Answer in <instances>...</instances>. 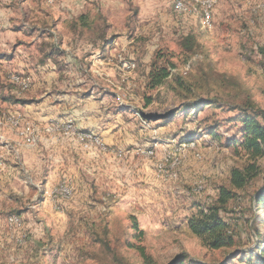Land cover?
Segmentation results:
<instances>
[{"label": "rangeland", "instance_id": "obj_1", "mask_svg": "<svg viewBox=\"0 0 264 264\" xmlns=\"http://www.w3.org/2000/svg\"><path fill=\"white\" fill-rule=\"evenodd\" d=\"M61 1H27L34 9L25 13L26 26L38 25L49 38L37 42L29 58L35 62L53 43L77 55L76 63L86 68L80 79L88 83L80 86V95L88 92L96 98L87 106L99 110L95 122L103 128L78 129L73 121H64L92 135L90 142L80 140L83 146L74 136L59 134L76 139L83 150L78 169L60 181L72 186V195L51 196L67 200L54 202L58 213L44 219L48 226L36 213L31 214L33 231L22 230L21 245L15 239L5 241L0 247V264H141L129 242L143 245L157 264H171L178 257L177 262L184 258L181 254L188 256L183 264H248L239 255L230 259L234 249L203 246L187 227V220L198 208L211 204L219 186H228L231 168L246 162L242 152L236 153L227 140L239 136V125L233 120L237 105L250 101L264 110V0H218L209 28L201 25L199 15L175 13L170 0ZM83 12L94 17L90 27L79 26L80 32L68 30V20ZM186 33L194 34L197 45L193 52L179 56L178 43ZM111 36L113 43L104 46L113 55L106 56L113 61L109 65L102 60L101 45ZM157 52H172L174 66L163 85L149 90L145 88L146 74ZM119 53L134 62V67L123 68ZM89 54L91 69L87 66ZM58 57L60 54L50 60L59 61ZM10 69L8 73L24 76L29 86L20 90L7 76L5 79L18 91H28L31 75ZM178 78L191 84L192 91H180ZM146 96L151 97L147 106ZM196 98L212 99L215 108L203 107L196 121L180 112L167 122L155 118ZM20 121L19 128L27 130L23 135L27 142L32 125ZM209 124L218 126L216 139L197 128ZM47 127L46 133L55 134L46 131ZM97 130L106 131L103 135ZM64 131L70 133L71 127ZM193 132L192 148L180 139ZM181 146L186 150L171 156V149ZM150 147L155 150L151 157L137 151ZM258 163L264 168V159ZM262 185L260 177L236 191L222 212L237 236L236 251L245 257L256 246H263L264 206L253 201L254 190ZM47 208L39 210H50ZM10 215L2 225L9 236L13 228L19 234L23 222L21 218L18 225L8 228ZM130 216L143 230L140 239L134 237Z\"/></svg>", "mask_w": 264, "mask_h": 264}, {"label": "crops", "instance_id": "obj_2", "mask_svg": "<svg viewBox=\"0 0 264 264\" xmlns=\"http://www.w3.org/2000/svg\"><path fill=\"white\" fill-rule=\"evenodd\" d=\"M27 1L0 0V247L4 246L5 241L12 243L13 239L18 244V239L21 238L16 228L10 229V236L2 230L4 218L10 212L18 209V214L23 219L21 231H33L35 221L31 214L36 213L37 219L46 224V219H51L58 213L54 202L67 200L53 199L50 192L54 185L63 178H68L70 171L78 166L76 164L80 161L83 150L75 130L70 133L64 131V125L69 123L64 121H73L78 129L103 128L95 122L99 110L87 106L96 98L88 92L80 95V86L86 81L80 79V72H84L86 68L81 67V62L76 63L77 55L70 54L67 48L57 47L53 43L54 47L51 45L50 50L35 62L29 58L37 47V42L42 41V38H49L43 36V29L38 25L26 26L25 13L34 9ZM51 32L55 34L53 30ZM101 49L104 50V46L101 45ZM111 53L107 49L102 54V60L109 65L113 61L106 56ZM56 54H60V58H57L59 61H51ZM92 55L87 56V66L90 69ZM9 67L31 75L32 85L28 91H18L5 79V76L9 79L14 73H8L12 71ZM87 84L85 82L84 87ZM97 100L100 101V96ZM10 115L18 116L21 125L27 122L34 126V131L27 139L29 144L18 133L19 126L7 121ZM50 122L60 124L54 132L48 131L46 125ZM45 127L46 131L55 134L46 133ZM103 131L100 132L104 135ZM80 132L83 131L79 130V134ZM59 134H70L79 142L76 139L59 137ZM41 206L50 210H39ZM22 236L25 234L22 233Z\"/></svg>", "mask_w": 264, "mask_h": 264}, {"label": "trees", "instance_id": "obj_3", "mask_svg": "<svg viewBox=\"0 0 264 264\" xmlns=\"http://www.w3.org/2000/svg\"><path fill=\"white\" fill-rule=\"evenodd\" d=\"M94 17H90L88 13H80L68 20V30L78 31L77 28L90 27L91 21ZM213 21V20H211ZM73 28V29H72ZM80 29V30H81ZM113 36L104 38L102 46L113 43ZM179 45V56H185L193 52L196 48V38L192 33H186L183 35L178 43ZM54 47V46H53ZM55 49V48H54ZM58 50V49H57ZM172 52L164 53L157 52L154 59L150 62L149 70L146 74L145 88L153 90L163 85L166 79L171 75L170 68L174 66L171 61L173 59ZM177 84L180 87V91H192L193 87L191 84H185L181 79H177ZM151 103V97L145 98V106ZM218 103V101H217ZM215 102L210 98L193 99L183 103L182 106L176 110H169L162 114L159 119H163L164 122L170 121L176 113H183L184 117H189L191 120L196 121L198 113L203 107L215 108ZM235 108L236 112L233 116V120L238 123L239 136L228 138L227 144L232 145L236 153L242 152L246 158V162L242 167H233L229 172L228 186H219L217 196L211 202L210 205L204 208H198L187 220V227L193 235H195L203 246L210 250H223V249H234V256H240L244 262L248 264H264V240L263 246H256L248 256H244L242 252L236 251L238 240L233 229L230 228V224L222 216V212L225 211L226 204L232 200L236 191L243 190L247 186L258 178L261 177L263 185L258 187L253 192V201L257 206H264V168L258 163V160L264 159V110L256 108L250 101L245 104L237 105ZM147 116L145 118H151ZM217 125H207L205 127L198 126L197 128L203 130L205 134L216 139L218 137L216 128ZM195 133L193 132L187 138L184 136L180 141H192L195 139ZM18 209L10 212V214H18ZM9 214V215H10ZM131 228L134 229V237L140 239L143 230L138 228L137 221L134 216H130ZM261 240V237H258ZM258 239V240H259ZM104 246L110 249L108 241H102ZM128 246L133 248L141 259V264H157L153 261L152 257L146 253L145 247L141 244L128 243ZM180 257L183 259L176 258L171 264H183V261L188 260V256L181 254ZM188 264H192L189 262Z\"/></svg>", "mask_w": 264, "mask_h": 264}, {"label": "bare ground", "instance_id": "obj_4", "mask_svg": "<svg viewBox=\"0 0 264 264\" xmlns=\"http://www.w3.org/2000/svg\"><path fill=\"white\" fill-rule=\"evenodd\" d=\"M53 1L54 0H44V2H46L47 4H51V3H53ZM217 1L218 0H170L169 2H170L171 7H172V9H173V11L175 13H177V14H196V15H199V17H200L199 21H200L201 25L204 28L205 27L209 28L210 25H211V20H212L211 11H212L213 7L216 5ZM237 1H239V0H237ZM208 2H212L211 5L209 6V19L205 18V5ZM261 7L264 8V3L261 4ZM118 60H119V62L121 64V66L123 68H125L126 70H129V69L133 68L134 65H135L134 62H132L131 60H128L129 64H127L126 61H123L121 59H118ZM11 75L9 77V80L13 84L18 86L20 88V90H26V88L29 86L28 80L25 79L24 76H22L20 74H16V75H18V80H17V82H15L14 81V75H12V76ZM19 120H20V118L14 116L13 121L12 120H10V121H11V123L14 126H18L19 125L18 124ZM67 126H70V125L69 124H65L64 128H70V127H67ZM58 127L59 126H54L52 128L48 127V131H53L54 132ZM26 131H27L26 129L20 128L18 133L23 137V135L25 136ZM80 134L88 135V136H85V137H79L81 141H85V142H90L91 141L89 139L92 138V135L88 131L80 132ZM189 144H190V142H189ZM190 145L193 148V143L190 144ZM56 186L57 187H55L52 190V195L54 194V196H60L62 194H66L67 193L66 189H65L66 188L65 186H62L61 184H58ZM6 223H11V216H9L7 218V222ZM19 223H20V221H19ZM12 226H15V225H9L8 227L11 228ZM23 242H24L23 238L18 239V244L21 245V244H23Z\"/></svg>", "mask_w": 264, "mask_h": 264}, {"label": "built area", "instance_id": "obj_5", "mask_svg": "<svg viewBox=\"0 0 264 264\" xmlns=\"http://www.w3.org/2000/svg\"><path fill=\"white\" fill-rule=\"evenodd\" d=\"M211 3L212 2H208L205 5V18H207V19H209V6L211 5ZM117 58L118 59H121L123 61H126V63L129 64L128 61L125 60L122 57V54L121 53L117 54ZM17 80H18V75H14V81L17 82ZM13 118H14V116H9L7 118V120H12L13 121ZM22 125H32V124H29L27 122H23ZM59 125L60 124H55V123L50 122L46 126H48L49 128H52L54 126H59ZM67 127H71V130H75V133H77V137H85V136H88V135L79 134V130L75 126H67ZM32 131H34V126L33 125H32ZM94 139L99 140L98 137H94ZM181 150H186V146L172 148L171 149V156H172V153H181ZM137 151L140 152L141 154L145 155V156H150V157L155 153V150L152 147H150V149L138 148ZM157 171L158 172H162V168H161V170H157ZM58 184H65L66 192L69 193L70 195H72V186L69 185V183H60V182H58L56 185H58ZM51 196H52V190L50 192V197ZM10 216H11V223H7V226H9V225H18L19 221L22 220L21 217L20 216H16V214H11ZM22 233H23V231H20V234H19L20 237L22 236Z\"/></svg>", "mask_w": 264, "mask_h": 264}]
</instances>
